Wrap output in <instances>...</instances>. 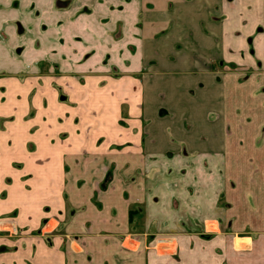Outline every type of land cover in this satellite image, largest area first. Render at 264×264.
Listing matches in <instances>:
<instances>
[{"label":"crops","instance_id":"0c3cea01","mask_svg":"<svg viewBox=\"0 0 264 264\" xmlns=\"http://www.w3.org/2000/svg\"><path fill=\"white\" fill-rule=\"evenodd\" d=\"M221 1L140 0L154 11L143 15L139 60L130 69L146 74L69 79L68 109L62 111L58 92L44 79L9 75L22 68L12 54L19 45L37 52L25 68L36 64L38 69L46 58L48 49L34 48L38 40L46 43L40 33L43 19L38 18L35 42L27 10L34 5L46 13L57 0H0V231L12 220L20 228L18 238L0 232V264H264L261 239L206 236V223L219 226V221L203 217L205 226L199 228L201 208L196 207L191 220L182 216L195 208L182 204V197L193 196L181 188L202 182L206 189L214 178L216 152L229 148L231 141L248 139L250 185L254 169L259 173L264 166V0H248V54L253 38L256 59L248 56L247 81L216 66L225 54L220 40L232 30L230 22L223 27L209 16ZM107 17L108 31L100 26V15L81 16L68 24L78 29L72 37L68 31V38L73 43L84 32L89 42L97 34L116 50L112 35L118 23L123 22L126 34V26L132 30L127 22L134 18ZM17 21L25 27L23 35ZM54 32L53 56L60 57V33ZM114 49L109 66L123 70ZM34 88L37 111L29 121ZM126 97L136 101L138 115L122 127ZM61 112L65 122L59 120ZM12 213L15 218L7 220ZM135 214L142 216L144 232L137 231ZM167 215L173 219L166 220ZM151 227L158 234L145 232Z\"/></svg>","mask_w":264,"mask_h":264},{"label":"rangeland","instance_id":"374dc122","mask_svg":"<svg viewBox=\"0 0 264 264\" xmlns=\"http://www.w3.org/2000/svg\"><path fill=\"white\" fill-rule=\"evenodd\" d=\"M221 2L222 5L211 7L209 16L212 22L223 27L230 22L227 26L232 30L228 33L229 37L226 36L225 39L222 38L220 40L223 49L225 50V54L221 55L219 59H216V66L219 67L223 73L231 71L233 73H238L242 75L240 78L247 81L248 56L250 55L254 58L256 56V51L253 46V38L250 39L252 43L249 42L251 48L248 54V0H222ZM172 6L173 5H170L169 9H172ZM27 11L29 13L28 16L33 20V22L31 21L29 23V28L31 39H34L35 42H37L35 31H37L38 27V18L43 19L41 20L43 22L40 24V33L42 37H46L42 39V43H44V40H46V43L42 46L41 41L38 40V44L35 45L34 48L36 50L44 48L49 51L45 56L46 58L37 64L38 69L36 68V64H31V67L25 68L24 64L31 61L33 57L37 55V52H28L26 46H17L18 48L15 49L12 54L14 59L22 65V68L20 72H17V70L14 69L13 73L9 75L19 79H44L46 84L51 85L54 90L58 92V104L61 105V110L68 109L70 96L67 81L69 79H76L79 82H85L86 78L98 77V75L117 78H138L146 74L145 71L134 72L130 68L132 67L134 59L139 60V47L137 45L141 39L140 30L143 24V15L148 12H153L154 6H142L140 0H119L117 3H111L106 0H90L88 4L82 3L78 0H57L52 8L47 10L48 13H43V11L37 10L34 5H32ZM93 14L100 15L99 24L107 31L109 30V24L111 21L110 17L105 18L107 14L119 17L133 16V22H127L128 25H132V30H130V26H126V34H124V31H122L123 22L120 21L118 23V31L115 32V34L112 33L113 35L110 33L113 41H116L117 51L114 49L115 46L112 47L111 44H108V40H103L105 45L102 47L103 42H101V39L98 37L99 35L94 33L92 34H94L95 38L91 39L88 37L87 40L89 42L85 40L86 36L84 32H78L73 37V43L68 38V31L72 32L70 37L78 31V29L77 31L70 29L68 25L70 22H73L74 24L76 22L75 20L81 16H92ZM56 17H58L59 20L52 24V18L55 19ZM14 25L17 32L23 35L25 27L19 21L15 22ZM54 31H59L60 33L59 44L61 58L59 56H53L52 45L53 43L56 45L58 42V40L56 41V38L53 39V35L56 33ZM47 38L49 42L47 41ZM112 49L118 52V61H123V65H125L123 70L111 68V66H109V63L115 55L112 53ZM56 53L55 50L54 55H56ZM55 59V64L57 65L53 69ZM16 65L18 64L16 63L13 66L15 67ZM100 65L103 67L105 66L107 70H98V66ZM83 66L88 68V71H83ZM106 76H104V78ZM35 92L36 90L34 88L30 94L28 102L30 108V113L28 114L29 121L32 120L31 117L33 113L37 111L34 107L35 105H33V101L36 99ZM130 98L131 97H126L122 106L121 119L119 121V125L122 127L130 125L138 115V110L135 106L136 101ZM44 99V109L45 112L48 113L50 104L48 103L47 98ZM66 119L67 118L63 112H61L59 116L60 122H65ZM246 120L245 123L248 124V118ZM78 122L76 124H79ZM87 122L90 125L91 119L88 118ZM241 125H239V128ZM66 136L67 133L61 134V140L64 141V137ZM248 152V139L239 142L231 141L229 148L222 149L219 153L216 152L214 162L211 166L213 168L212 171L214 178L213 181L206 183V189L202 185V182L200 184L197 183V185H189L188 188H181L183 194L187 192L189 195L193 196L192 198L185 196L182 197V204L184 205L185 202L188 205L193 204L189 206H194L195 208L194 210L192 208H188L189 210L186 209L185 212H182V216L185 219L189 218L191 220L193 219V216L198 213H196V207L199 208L198 211H200L201 208L200 212L202 214L197 215V226L199 228L205 226V222L202 220L203 217L215 218L216 221H219V226H216L215 223L213 224L210 221L206 223L207 230H201L206 233V236L223 235L241 239L252 237L261 239L260 244L264 247V166H259L263 169V171L261 170L259 173L256 171V168L254 169V175L251 178L252 185H250L251 183L248 181ZM254 153L260 155L257 151H254ZM64 167L67 172V165ZM206 168H209L208 165ZM183 174L185 175L184 171L182 175ZM111 176L112 175L110 174V177L108 176L106 181L101 185L102 190L106 189L109 185ZM202 186L204 188H202ZM184 189L186 191H184ZM94 201H96V199H94ZM178 208V202L174 203V210L176 211ZM187 211L192 212L188 213ZM14 216L15 215L12 213L8 217L13 219L15 218ZM172 217L167 215L166 220L173 219ZM133 219H135V221L137 219L140 220L136 223L135 227L139 228L137 230L138 232H142V216L140 217L135 214ZM157 225V222L152 224L153 228H157ZM208 225H212V228ZM145 232H148L150 236L151 234L155 235L157 230L152 231L151 227L145 230ZM19 236H14L13 238H18Z\"/></svg>","mask_w":264,"mask_h":264},{"label":"flooded vegetation","instance_id":"af4514ba","mask_svg":"<svg viewBox=\"0 0 264 264\" xmlns=\"http://www.w3.org/2000/svg\"><path fill=\"white\" fill-rule=\"evenodd\" d=\"M7 220H11V219H7ZM10 222H11V224H10L9 228L8 227L4 228V230L0 231V232L7 234V236H9L11 238H13L14 236H19L20 235V228L15 224V222L13 220Z\"/></svg>","mask_w":264,"mask_h":264},{"label":"bare ground","instance_id":"6f19581e","mask_svg":"<svg viewBox=\"0 0 264 264\" xmlns=\"http://www.w3.org/2000/svg\"><path fill=\"white\" fill-rule=\"evenodd\" d=\"M159 244V243H158ZM237 246L239 247L240 246V248H241V244L237 241Z\"/></svg>","mask_w":264,"mask_h":264},{"label":"trees","instance_id":"16d2710c","mask_svg":"<svg viewBox=\"0 0 264 264\" xmlns=\"http://www.w3.org/2000/svg\"><path fill=\"white\" fill-rule=\"evenodd\" d=\"M133 214H134V213H133V211H132V212L130 213V216H133Z\"/></svg>","mask_w":264,"mask_h":264}]
</instances>
